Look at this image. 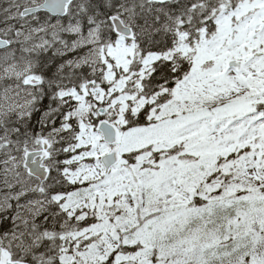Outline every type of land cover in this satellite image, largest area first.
I'll return each instance as SVG.
<instances>
[{"label":"snow or ice","instance_id":"1","mask_svg":"<svg viewBox=\"0 0 264 264\" xmlns=\"http://www.w3.org/2000/svg\"><path fill=\"white\" fill-rule=\"evenodd\" d=\"M0 264H264V0H0Z\"/></svg>","mask_w":264,"mask_h":264}]
</instances>
